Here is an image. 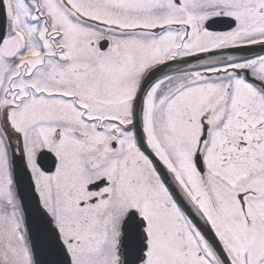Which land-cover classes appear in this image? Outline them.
Wrapping results in <instances>:
<instances>
[{
  "label": "snow or ice",
  "instance_id": "1",
  "mask_svg": "<svg viewBox=\"0 0 264 264\" xmlns=\"http://www.w3.org/2000/svg\"><path fill=\"white\" fill-rule=\"evenodd\" d=\"M0 264H264V0H0Z\"/></svg>",
  "mask_w": 264,
  "mask_h": 264
}]
</instances>
